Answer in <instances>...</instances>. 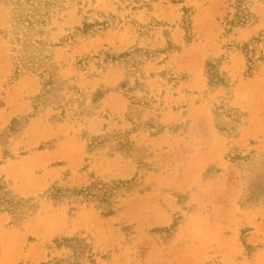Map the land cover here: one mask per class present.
<instances>
[{
  "label": "rangeland",
  "instance_id": "rangeland-1",
  "mask_svg": "<svg viewBox=\"0 0 264 264\" xmlns=\"http://www.w3.org/2000/svg\"><path fill=\"white\" fill-rule=\"evenodd\" d=\"M182 1L63 0L47 88L17 75L0 5V264H56L72 237L83 264H264V0L244 26L237 0ZM98 182L110 208L47 198Z\"/></svg>",
  "mask_w": 264,
  "mask_h": 264
},
{
  "label": "trees",
  "instance_id": "trees-1",
  "mask_svg": "<svg viewBox=\"0 0 264 264\" xmlns=\"http://www.w3.org/2000/svg\"><path fill=\"white\" fill-rule=\"evenodd\" d=\"M63 0H0V5H5L10 8L9 24L12 30L9 31L13 37L14 43L20 46V49L16 47L14 52L18 54L15 63L16 73L20 75L22 71H29L33 73H40V77L43 79L44 88L53 87L55 82L54 71L57 67L51 63V52L48 51V41L44 40V35H47L48 27L52 21L53 16L56 14V9ZM127 2L131 0H121ZM172 3H183L182 0H170ZM63 8V6H59ZM237 14L236 20H230L228 22L231 26H244L247 25L253 18V15L246 10L244 0H237ZM187 14V10H186ZM186 22L190 21L189 16H186ZM108 21H105L102 27H107ZM93 24L84 23V34L89 33L92 30ZM47 53V54H46ZM207 66L211 72L214 71V66L208 63ZM223 82V79H215L214 75L211 76L210 83L217 84ZM51 94V90L45 91L44 95H40L35 98L38 104L34 106V110H37L48 100L47 96ZM46 95V96H45ZM18 119L13 120L12 131H15V125ZM101 144V138H94L90 147H96ZM122 183V182H119ZM112 190L109 185L98 182L84 188L71 187L66 185H59L56 183L47 193V198L54 202L55 205H61L68 202H91L98 200L103 206L110 208ZM104 192V193H103ZM103 193V195L101 194ZM104 209V215L112 216L114 211L110 209ZM58 248L68 249L71 251V255L66 259L59 260L62 263L68 264H83V258L87 244L85 239L81 237L62 238L56 240ZM56 262V264H60ZM33 264V263H25ZM47 264V263H42Z\"/></svg>",
  "mask_w": 264,
  "mask_h": 264
}]
</instances>
